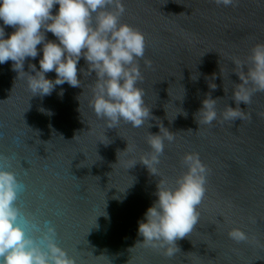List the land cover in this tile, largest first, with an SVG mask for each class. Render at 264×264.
Returning <instances> with one entry per match:
<instances>
[{
	"label": "water",
	"instance_id": "obj_1",
	"mask_svg": "<svg viewBox=\"0 0 264 264\" xmlns=\"http://www.w3.org/2000/svg\"><path fill=\"white\" fill-rule=\"evenodd\" d=\"M123 4L120 22L145 37L138 87L156 118L149 119L150 127L121 121L108 128L90 106L95 73H78L79 88L65 83L40 97L32 95L25 73L35 74L29 64L38 70L42 52L25 60L19 76L11 61L0 64V169L22 186L15 203L26 232L40 243L53 228L54 242L75 264H264V118L258 115L264 113V92L240 105L250 121L199 126L194 119L209 92L220 98L219 111L236 106L231 95L239 79L231 72L232 59L244 60L253 45L264 43V0H237L234 6L213 0ZM13 31L5 27L6 36ZM46 37L56 40L50 32ZM79 68L87 70L83 58ZM46 75L55 79L54 72ZM160 123L175 139L165 140L154 176L139 161L151 152L147 137L159 133ZM193 152L209 170L206 192L197 225L168 258L163 249L143 244L138 221L157 198L158 182L174 185L186 171L182 157ZM233 228L249 239H230Z\"/></svg>",
	"mask_w": 264,
	"mask_h": 264
},
{
	"label": "clouds",
	"instance_id": "obj_2",
	"mask_svg": "<svg viewBox=\"0 0 264 264\" xmlns=\"http://www.w3.org/2000/svg\"><path fill=\"white\" fill-rule=\"evenodd\" d=\"M213 2L218 6H234L237 0ZM56 5L58 11L53 14ZM124 12L123 0H0V21L3 22L0 64L11 61L12 70L19 76L25 73V60L35 59L42 52L38 70L35 64H29L35 74L25 73L32 95L40 97L51 95L57 86L65 83L79 88L78 73L84 76L95 73L90 106L96 116L105 119L108 128H115L121 121L141 128L149 119H156L145 104L143 89L138 87L143 79L139 60L144 58L145 37L138 29L120 22ZM5 27L14 31L6 36ZM49 32L55 41L47 39ZM39 45L42 48L38 49ZM82 58L87 70L78 69ZM145 64L151 66L150 61L145 60ZM232 64L231 72L239 79V83L233 82L231 95L236 106L227 104L219 111L220 98L213 99L211 92L207 93L194 114L199 126L211 125L217 120L250 121L251 115L240 105L248 106L256 92H264V43L253 45L244 60L234 57ZM50 72L55 73L54 80L47 78ZM220 74L223 76L221 68ZM215 78L213 74L209 83L213 91L217 88L212 83ZM192 79L195 81L197 77ZM58 95L62 97L63 90ZM182 114L187 117V112ZM258 115L264 118V113ZM158 126L159 133H149L147 137L151 152L139 161L154 176L158 175L156 165L164 152L165 140L171 143L175 139L173 132L162 123ZM181 163L186 171L172 186L163 180L158 182L157 198L138 221V235L143 237V244L163 249L162 254L168 258L180 251L177 241L187 237L199 221L197 209L205 196L209 171L195 152L186 153ZM21 187L12 172L0 169V264H75L54 242L53 228L48 229L40 243L28 235L23 226L27 221L22 222L15 203ZM228 236L237 243L249 239L240 228L231 229Z\"/></svg>",
	"mask_w": 264,
	"mask_h": 264
}]
</instances>
